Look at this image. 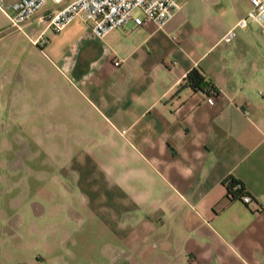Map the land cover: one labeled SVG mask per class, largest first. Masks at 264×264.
I'll return each instance as SVG.
<instances>
[{
    "label": "crops",
    "instance_id": "crops-1",
    "mask_svg": "<svg viewBox=\"0 0 264 264\" xmlns=\"http://www.w3.org/2000/svg\"><path fill=\"white\" fill-rule=\"evenodd\" d=\"M177 1L162 28L130 22L102 40L75 19L85 27L63 46L47 45L55 60L34 44L49 31L41 9L24 28L53 74L19 54L13 98L32 103L24 113L60 107L62 117L79 118L78 129L63 125L73 147L49 159L62 166L63 195L76 194L110 237L105 264H264V35L256 24L237 25L250 0ZM7 24L0 10V68L13 56ZM194 70L204 90L191 86ZM229 179L252 204L228 196ZM5 241L0 264L80 259L12 252L20 245Z\"/></svg>",
    "mask_w": 264,
    "mask_h": 264
},
{
    "label": "rangeland",
    "instance_id": "rangeland-1",
    "mask_svg": "<svg viewBox=\"0 0 264 264\" xmlns=\"http://www.w3.org/2000/svg\"><path fill=\"white\" fill-rule=\"evenodd\" d=\"M48 6L50 4L45 7ZM84 27V23L76 20L59 32L49 30L39 44H34L55 60L47 45L63 46L72 30ZM5 32H11L5 44L7 51H13V56L9 54L11 58H4L0 68V82L9 81L0 94V240H6V246L10 241L20 245V249L9 248L12 252L43 258L52 254H73L80 259L70 264H105L110 257V237L101 233L96 214L80 206L76 194L63 195L59 186L62 166L51 164L49 159L61 156L63 147H73L75 135L71 133L69 139L64 129H78L79 118L62 117L60 107L53 115L24 113L32 103L13 98L12 77L19 65V61L13 64V60H19V54L25 53L45 74H53V71L47 59L35 53L28 40L32 35L29 29L7 28ZM49 99L47 97V102ZM35 127L37 132H34ZM72 193L75 192L72 190Z\"/></svg>",
    "mask_w": 264,
    "mask_h": 264
},
{
    "label": "built area",
    "instance_id": "built-area-1",
    "mask_svg": "<svg viewBox=\"0 0 264 264\" xmlns=\"http://www.w3.org/2000/svg\"><path fill=\"white\" fill-rule=\"evenodd\" d=\"M47 4L50 6L45 7ZM251 7L237 23L245 27L256 24L264 35V0H250ZM39 21L44 24V30L59 32L65 29L75 19L87 24L98 39H104L110 32L128 23L134 26L153 22L162 28L172 19L180 8L177 0H0V10L9 20L10 28L22 31L24 25L40 11ZM235 35L231 30L227 39ZM38 44V40L34 41ZM120 59L114 65L120 64ZM217 90L210 87L206 91L208 100H213ZM235 189H242L237 185ZM238 197L246 204H252V196L244 191Z\"/></svg>",
    "mask_w": 264,
    "mask_h": 264
},
{
    "label": "trees",
    "instance_id": "trees-1",
    "mask_svg": "<svg viewBox=\"0 0 264 264\" xmlns=\"http://www.w3.org/2000/svg\"><path fill=\"white\" fill-rule=\"evenodd\" d=\"M188 80L191 83V86L198 89H205L206 83L204 82L203 76L200 74L199 71L194 70L188 75ZM237 185H241L242 189H235ZM227 190H228V196L231 198L238 197L239 194L243 193L245 191L244 185L235 179H229L227 181Z\"/></svg>",
    "mask_w": 264,
    "mask_h": 264
}]
</instances>
